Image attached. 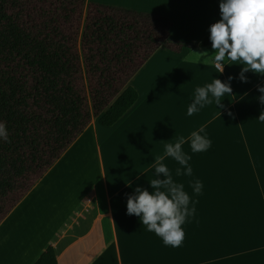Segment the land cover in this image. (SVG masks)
Instances as JSON below:
<instances>
[{
  "label": "crops",
  "instance_id": "obj_1",
  "mask_svg": "<svg viewBox=\"0 0 264 264\" xmlns=\"http://www.w3.org/2000/svg\"><path fill=\"white\" fill-rule=\"evenodd\" d=\"M92 2L166 15L174 22L171 37L191 47L175 52L161 46L130 80L139 93L133 107L112 126L94 118L7 214L0 229L55 173V188L47 187L57 203L51 239L29 259L1 253L0 264H35L50 247L59 264H264V120L259 119L264 105L256 99L264 76L248 71V82L233 79V92L220 105L213 102L186 115L196 87L213 77H236L241 68L229 62L218 73L183 59L192 50L213 51L211 43L200 42L220 19L219 0H87ZM201 125L211 147L192 153L187 142L182 146L192 156L191 177L175 176L179 165L164 160L190 196L189 182H203L202 194L193 196L196 215L183 226V244L165 246L136 215L127 214V198L137 186L151 191L154 156L163 155L164 145L179 136L187 141ZM85 166L92 170L85 173ZM70 180L78 190L64 195Z\"/></svg>",
  "mask_w": 264,
  "mask_h": 264
},
{
  "label": "trees",
  "instance_id": "obj_2",
  "mask_svg": "<svg viewBox=\"0 0 264 264\" xmlns=\"http://www.w3.org/2000/svg\"><path fill=\"white\" fill-rule=\"evenodd\" d=\"M87 0H0V222L84 132L93 116L112 126L137 102L130 80L171 37L162 14ZM209 35L201 42L208 45ZM85 71L89 89L85 84ZM90 93V96H89ZM45 259V260H44ZM35 264H59L50 248Z\"/></svg>",
  "mask_w": 264,
  "mask_h": 264
},
{
  "label": "clouds",
  "instance_id": "obj_3",
  "mask_svg": "<svg viewBox=\"0 0 264 264\" xmlns=\"http://www.w3.org/2000/svg\"><path fill=\"white\" fill-rule=\"evenodd\" d=\"M219 10L220 19L208 28L213 51L192 50L183 59L188 63L211 65L218 73H223L229 62L241 68L236 77L230 75L224 81L213 77L210 83L196 87L187 106V116H193L213 102L220 105L232 94L233 79L248 82L246 72L264 76V0H219ZM257 89L260 95L256 99L264 105V84L258 85ZM259 119L264 120V111H261ZM0 141L10 142L9 131L3 121H0ZM186 142L192 153L205 152L212 145L204 125L193 130L187 141L179 136L174 143H166L163 155L154 156L155 178L148 181L151 191L149 188L135 187L126 204L128 215H136L147 231L158 236L165 246L173 248L183 244V226L196 215L197 201L193 196H199L203 190V182L194 179L189 182L192 189L190 196L185 185L173 178L172 171L164 163L166 157L172 158L179 165L175 168V176L191 177L193 168L189 162L192 156L182 147Z\"/></svg>",
  "mask_w": 264,
  "mask_h": 264
},
{
  "label": "rangeland",
  "instance_id": "obj_4",
  "mask_svg": "<svg viewBox=\"0 0 264 264\" xmlns=\"http://www.w3.org/2000/svg\"><path fill=\"white\" fill-rule=\"evenodd\" d=\"M89 4L83 10L80 22L79 49L81 63L85 69L84 52L81 45V35L84 30L85 20L88 14ZM85 84L89 89V82L85 71ZM90 96V93H89ZM96 118L93 116L92 120ZM91 120V121H92ZM85 173L89 170L87 166ZM98 172V171H97ZM55 188V173L44 184H40L27 198L15 209L9 220L0 229V254L11 255L15 252L22 257L29 259L43 246L46 240H50L55 230L54 218L56 219L55 192L49 188ZM74 190H78L74 181L70 180L66 185L63 194L71 195ZM54 207V212L52 211ZM9 250L7 251V249Z\"/></svg>",
  "mask_w": 264,
  "mask_h": 264
}]
</instances>
